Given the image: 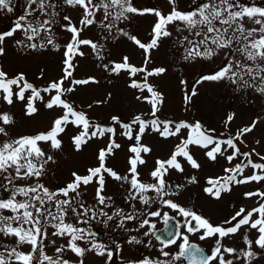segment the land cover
Returning a JSON list of instances; mask_svg holds the SVG:
<instances>
[{
  "label": "snow or ice",
  "instance_id": "snow-or-ice-1",
  "mask_svg": "<svg viewBox=\"0 0 264 264\" xmlns=\"http://www.w3.org/2000/svg\"><path fill=\"white\" fill-rule=\"evenodd\" d=\"M168 2L170 11L165 15L157 9H139L133 5L132 0H78V2L77 0H66L67 5L81 9L80 24L83 27L98 24L102 35L103 33L108 34L103 36L105 40L110 36L115 38V34L119 33L138 45L145 53L144 67L131 66L126 56L123 57L122 62L105 61V45L99 40L81 38L83 28L72 26L67 16L64 19L68 21V25H62V28L71 34V41L64 45L61 79L37 89L32 83L26 81L23 72L10 77L0 67V103L6 102L7 105L14 106L17 101H20L22 117L29 119H34L44 110L51 111L56 108L61 110L52 118L49 130L0 142V173H7L0 177L7 181V183H0V188L7 191L9 185H12L17 178H39L44 175L46 167L50 163H55V157L47 154L38 142L48 145L50 150H62L60 135L65 133L69 125L77 128V133L72 137V146L78 152L92 139L106 138V147L102 148L97 155L98 166L90 167L87 174L80 175L72 172L71 181L57 191H50L44 185L37 183L35 186L13 188L9 198L0 199V210L7 209L16 213L14 216L0 215V236L14 238L17 245L10 249L5 247V251L0 253V264H72L70 259L64 258L65 252L74 254L78 258V264H85L87 253H94L102 258L104 264H115L116 254L122 252L121 243L111 237L108 243H105L98 239L99 233L93 231L92 227L82 225L98 221L109 231L119 230L130 233L133 229L128 227L129 222H137V231L144 229L150 221L148 218H139L134 202L138 201L147 207L155 200L182 218V224L178 225L176 232L177 239L160 240L162 247L158 251L160 255L168 258L169 264H175V261L185 257L188 258L189 264H253L259 255L254 249L259 248L264 251V192L258 190L245 192L243 195L246 199L259 198L258 206L251 210L243 207L234 210V214L222 225L214 226L202 215L173 199L181 195L186 184L198 183L197 178L192 176L186 180V184L176 183L174 186L167 179L173 171L187 177L181 158L192 169L201 168V164L191 154L190 146L204 150L203 154L212 162H218V158L223 157L231 164L235 159L245 157L248 158L245 167L251 166L253 169L264 171V163L253 162L250 159L251 154L243 152L237 143L242 141L246 134L253 132L260 121L258 119L252 121L250 125L240 128L235 135L225 137L221 134L217 137L213 135L215 129L206 130L199 121L192 124L183 120L179 122L161 120L157 113L159 112L158 103L162 104L163 98L150 86L148 80L154 75L163 74L166 69L159 67L149 71L147 68V65L151 63L150 50L158 48L161 38L171 37L172 32L167 26L175 25L177 33L183 31L189 33L182 39L177 38L176 41L183 47L184 61L192 62L198 58L212 60L221 55L224 57L222 66L218 70L202 75L195 81L190 93L185 92L186 107L197 95V86L203 82L226 81L234 91L248 90L258 97H264V7L236 4L235 0H199L192 10L181 11L177 6V0H168ZM27 3L29 7L24 15H21L7 30L0 32V56L6 54L4 45L7 38H13L15 45L25 50H43L48 46L54 50H60L61 45L54 42L52 35L47 37L46 43L33 42L41 36V32H51V22L37 20L35 23L29 21L27 24H22L21 22L26 21L35 10L32 5H38L41 10L45 7L44 0H27ZM11 4L12 0H0V11L12 13ZM112 8L118 9L114 17L109 11ZM97 9L102 10V18L97 15ZM129 14H151L156 17L152 25L150 42H141L135 35L115 28V22L130 19ZM248 24L255 25V27H248ZM17 31H22L25 39L15 40ZM81 47L90 48L97 60L101 62L97 64V67L106 73L119 76L122 71H127L131 77L144 73L143 82L132 79L129 87L142 93L146 90L144 96L137 97L138 100H149L148 94H151L149 103L152 106V119L143 120L136 116L131 122H123L117 116H113L110 125L100 126L90 122L83 112L76 111L67 102L66 95L75 91L74 86L99 83L95 77L79 80L73 78L74 57L86 55L79 50ZM41 78H43V73ZM66 81L69 85L67 87L65 86ZM181 84H186V81L181 80ZM29 90L30 95H26ZM154 95L159 101L155 104ZM57 96L61 103H52ZM37 101L40 102L39 105ZM66 108L71 111H66ZM74 115L83 117L84 124L75 123ZM234 118L235 113H230L226 118L225 126L227 127ZM15 123L14 117L9 112L0 111V136L9 137L8 126ZM57 125L60 130L52 137ZM184 130H187L186 138L183 135ZM149 132L163 139L175 137L180 142L169 157L155 160L153 170L149 173L152 182L145 183L140 179L139 166L146 164L142 154H149L152 151L151 147L143 144V137ZM193 132L198 134L200 142L192 138ZM117 135L127 137L130 142L128 147L130 155L127 159L128 174L124 175L106 166V158L121 148V144L115 140ZM78 138H82L81 143L76 142ZM256 155L259 156V153ZM260 159L264 160V156ZM224 172L226 176L218 179L210 178L207 180L209 186H202L203 192L210 198L221 199L222 193L230 192L232 190L230 185L233 184L264 183V175L256 172L247 176L243 175L241 164H236L233 168H225ZM238 176L241 178L238 179ZM107 178L119 182L124 188L123 198L131 208L130 212L117 207L113 197L107 195ZM88 186L94 187L91 204L83 200ZM149 193H154L155 197L148 195ZM17 194L26 199L17 201ZM48 202H51L55 211L46 206ZM69 213L72 214L73 222H67ZM160 214L159 210L147 213L150 217H158ZM168 218V213H164L165 222ZM49 227L52 229V237L64 238V243L55 247V256L48 255L45 250L49 238L47 231ZM251 230H255L258 235L249 238ZM150 233L151 228L144 232V235L149 236ZM238 233L239 237H237ZM151 234L154 235V233ZM189 234H198L200 241L214 240L207 256L201 255L197 260V255L203 250L195 244L189 247ZM234 237L242 238L244 247L237 248L224 243L225 238L232 240ZM156 239L159 240V237ZM51 243L55 245L56 241L52 240ZM127 243L141 244L142 241L132 235L127 239ZM82 244L84 246H81ZM23 245L30 246L31 250L29 252L18 251V247ZM173 245L178 247L176 254L165 250ZM123 264H165V261L144 257L140 260L124 261Z\"/></svg>",
  "mask_w": 264,
  "mask_h": 264
},
{
  "label": "rangeland",
  "instance_id": "rangeland-1",
  "mask_svg": "<svg viewBox=\"0 0 264 264\" xmlns=\"http://www.w3.org/2000/svg\"><path fill=\"white\" fill-rule=\"evenodd\" d=\"M44 3L45 7L42 10L39 9L38 5H32V8L35 9L32 15L21 23L27 24L29 21L35 23L37 20H49L51 22V32H41V36L37 37L33 42L46 43L47 37L52 35L54 42L59 43L61 48L60 50H54L51 46H48L43 50H25L20 46H16L13 38H7L4 45L6 54L0 56V67L10 77L19 72H23L26 81L32 83L37 89L62 78L64 45L71 41V34L62 28V25H68V21L64 19L65 16L70 18L72 26L83 28L81 38L99 40L100 43L105 45V61L122 62L123 57L126 56L131 66L137 68L144 67L145 53L138 45L129 41L126 37L116 33L115 38L110 36L105 40L103 36L108 34L103 33L102 35V30L98 24L83 27L80 24L82 18L81 9L67 5L66 0H44ZM132 3L139 9H157L165 15L170 11L168 0H132ZM198 3L199 0H177V6L181 11H190ZM235 3H243L246 6L255 5L264 7V0H235ZM11 6L13 7L12 13L0 11V32L7 30L21 15H24L25 10L29 7L27 0H12ZM117 10L112 8L109 11L112 12L114 17ZM97 15L102 18V10L97 9ZM129 15L130 19L128 20L116 21L115 28L123 29L135 35L141 42H150L152 25L156 17L151 14ZM247 26L255 27L252 24H248ZM167 28L172 32V36L169 38H161L158 48L150 50L151 63L147 65L149 71L159 67L166 69L163 74L158 76L154 75L148 80L150 86L163 98V103L159 104L158 98L155 95L153 96L154 104L158 103L159 107L158 117L161 120L176 122L183 120L192 124L199 121L204 129H215L213 135L217 137H220L221 134L225 137L235 135L240 128L248 126L252 121L258 119L260 123H258L253 132L246 134L242 138V141H238L237 143L243 152L251 154L250 159L253 162L264 163V160L260 159L261 156H264V97H258L254 92H249L248 90L234 91L233 87L226 81L203 82L197 86V95L192 98L191 104L186 107L184 103L185 92L190 93L193 84L202 75L211 74L218 70L222 66L224 57L221 55L220 57H214L212 60L198 58L192 62L184 61L183 47L176 43V41L177 38L182 39L183 36L189 35V33L187 31L177 33L175 25H168ZM14 39H25L23 32L17 31ZM79 50L86 55L74 57L75 67L73 69V78L79 80L95 77L99 83L74 86L75 91L66 95L67 102L76 111L83 112L90 122L100 126L110 125L113 116H117L123 122H131L136 116L141 117L143 120L152 119V106L149 103L151 94H148L149 100H138L137 97L144 96L146 90L145 93H142L137 89L129 87L132 79L143 82L144 73H140L136 77H131L127 71H122L119 76L111 75L97 67V64L101 62L97 60L96 55L91 52L90 48L81 47ZM132 71H135V69H132ZM42 73L43 78H41ZM181 80L186 81V84L182 85ZM65 86H69L67 81L65 82ZM26 95H30V90ZM42 95L47 96L45 93H42ZM36 103L39 105L40 102L37 101ZM52 103L60 104L59 96ZM21 109L22 104L20 101H17L14 106H9L6 102L0 103V111L9 112L16 121L14 125L8 126L9 137L0 136V142L15 139L20 136H31L45 132L50 128L52 118L56 113L61 112L59 108L51 111L44 110L34 119H29L22 117ZM65 110L71 111V109L67 108ZM230 113H235V118L226 127L225 121ZM73 120L75 123L84 124V119L81 116L74 115ZM59 130V125H57L55 131L52 133V137ZM76 133V126L69 125L66 127L65 133L60 135V138H62V150L59 151L50 150L48 145L38 142L39 146L47 154L55 157V163H50L46 167L44 175L39 178H17L13 181L12 185H9L7 191L0 188V199L9 198L13 188L35 186L37 183L44 185L50 191H57L71 181L72 172L85 175L90 167L98 166L97 155L102 148L106 147V138H94L78 152L72 146V137ZM183 135L186 138L187 130H184ZM191 135L197 142H200L196 132H193ZM115 140L121 144V148L115 150L114 153L106 158V166L115 170L118 174H128L127 159L130 155L128 153L130 142L127 137H121L119 135L115 137ZM76 142L81 143L82 138H78ZM179 142L175 137L163 139L151 132L143 137V144L151 147L152 151L149 154H142L146 160L145 165L139 166L142 182H152L149 173L153 170L155 160L169 157ZM190 151L194 158L201 164V168L192 169L181 158V163L186 169L187 177L184 174L173 171L167 179L174 186L176 183L186 184L188 178L195 176L198 183L186 184V187L181 191V195L179 197H173L176 202L202 215L214 226L222 225L226 219H229L234 214V210H238L241 207L251 210L258 206V197L246 199L243 194L257 190L264 192V183L258 184L253 182L230 185L232 190L222 193V198L219 200L210 198L203 192L202 186H209L207 184L208 179H218L226 176L227 174L224 172V169L233 168L236 164L242 165L243 175L245 176L251 175L253 172L264 175V171L253 169L251 166H244L248 158L239 157L231 164L223 157L218 158V162H212L203 154L204 150L196 146H190ZM257 153H259V156L256 155ZM5 175L7 173H0V177ZM12 175L14 176L15 173L13 172ZM237 178L239 179L241 177L238 176ZM0 183H7V181L0 179ZM107 183V195L113 197L117 207L124 208L125 211L130 212L131 208L123 198L125 195L124 188L120 186L119 182H115L111 178H107ZM93 193L94 187L88 186L83 200L91 204L93 202ZM148 195L155 197L154 193H149ZM25 199V197L19 194L16 195L17 201H23ZM33 203L36 202L33 201ZM134 205L138 210L139 218H148L150 221V224L145 226L144 229L137 231V222H129L128 227L133 229L130 233L120 232L119 230L109 231V229H106L98 221H93L89 225L82 226L92 227L93 231L99 233L98 239L105 243H108L109 237L121 243L122 252L116 254L115 264H123L124 261L140 260L144 257H150L153 260H168V258L160 255L158 249L162 245L152 239L151 233L155 228L162 225L164 213L174 216L179 221V224H182V218L173 210L161 206L158 200H155L147 207L138 201L134 202ZM46 206L50 210L55 211L51 202H48ZM156 210L160 211V216L150 217L147 215V213ZM0 215L14 216L16 213L6 209L0 210ZM67 222H73L71 213L67 217ZM150 228V235L145 236L144 232L149 231ZM180 230L182 231V229ZM47 231L49 238L45 250L48 255L55 256V247L61 246L64 243V238L52 237V229L50 227ZM132 235L137 236L142 243L128 244L127 239ZM189 235L190 242H197L207 252H210V248L214 244L213 239L200 241L198 234ZM255 235H258L255 230L249 232V238H253ZM237 237H239V233ZM52 240L56 241L55 245L51 243ZM224 243L237 248L244 247L242 238L234 237L232 240L225 238ZM81 246L84 245L82 244ZM5 247L9 249L17 247L15 239L0 236V253L5 251ZM30 250V246L28 245L18 247V251L21 252H29ZM165 250L172 254L178 253V247L174 245L169 246ZM254 250L259 255L253 261V264H264V251L259 248H255ZM64 258L70 259L72 264H78V258L70 252H65ZM175 262L176 264H183L182 259ZM85 264H104V260L94 253H87Z\"/></svg>",
  "mask_w": 264,
  "mask_h": 264
},
{
  "label": "water",
  "instance_id": "water-1",
  "mask_svg": "<svg viewBox=\"0 0 264 264\" xmlns=\"http://www.w3.org/2000/svg\"><path fill=\"white\" fill-rule=\"evenodd\" d=\"M168 216L169 218L167 222H165V219H164L163 221L164 224H162L161 227L154 229L152 232L154 233V235L152 234V236L157 242H160V240L168 241L170 239H177L176 232L178 231V225H179L178 220L171 215H168ZM156 237H159V240H157ZM191 244H195L203 250L201 254L197 255V260L200 259L201 255L203 256L208 255V253L197 243L190 242L189 247L191 246ZM183 260L185 263L189 264V260L187 257L183 258ZM165 264H169V261H165Z\"/></svg>",
  "mask_w": 264,
  "mask_h": 264
}]
</instances>
